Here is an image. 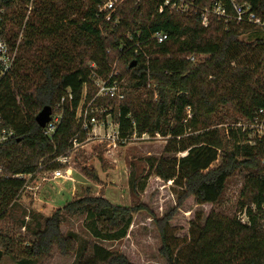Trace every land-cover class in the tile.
<instances>
[{"label": "trees", "instance_id": "obj_1", "mask_svg": "<svg viewBox=\"0 0 264 264\" xmlns=\"http://www.w3.org/2000/svg\"><path fill=\"white\" fill-rule=\"evenodd\" d=\"M16 1L22 6V13L20 16L12 13L14 17L3 35L10 47H14L20 33L26 10L23 6L32 2L33 10L31 20L24 28L11 76L0 89V113L16 135L0 145V223L7 217L12 218L17 196L25 187V179L14 176L35 175L40 161L67 156L71 150V139L79 129L76 110L84 85L93 71L89 65H84L87 50H93L89 61L98 67L96 74H101L100 67L107 72L112 55H115L123 60L132 87L145 90L148 79L157 84L158 99L155 102L153 95L149 94L138 105L123 102L119 106L120 138L134 133L138 136H170L164 152L185 155L179 159L160 158L151 163V166L155 164V175L160 180L171 181L179 189L175 206L163 217L156 218L142 204L122 207L101 196L72 200L43 221L31 215L35 222L33 227L20 223L31 238L27 246L17 247V257L10 253L14 244L0 231V245L3 246L0 264L5 256L12 258L15 264H42L52 247H56L61 256L76 254L74 239L61 233L64 213L83 214V225L94 239L115 242L127 237L134 216L143 211L149 213L156 227L160 240L158 253L165 264H264L262 143L257 142L251 147L243 145L240 140L244 134L232 130L228 133L232 137L231 143H224L217 130L184 137L187 125H205L209 114L218 106L233 105L248 121L264 109V81L257 77L262 60L260 55L264 53V27H261L262 33L253 32L256 25L247 21L236 23L231 17L225 24L210 19L208 25L203 26L200 12L188 18L171 11V5L177 4L178 0H131L117 15L113 14L109 22L104 20V15L98 14L97 0L89 1L84 10V0H64L67 10L76 12L78 9L79 22H67L65 18L53 15L54 11L58 12L55 10L58 0ZM166 1H169L168 6ZM222 1L226 14L232 16L229 3ZM208 2L192 0L190 4L200 9ZM236 2L247 5L249 13L264 22V0ZM11 6L4 2L8 18ZM50 17H55L54 25H48ZM70 27L74 28L73 33L66 34ZM156 32L166 34L167 39L156 44L151 40V35ZM244 32H249L245 42L239 39ZM42 40H50L54 45L43 47ZM134 44L152 57L145 61L143 55H135ZM30 50L31 61L25 57ZM193 54L207 55L208 58L193 67L186 60L187 55ZM75 58L78 62L72 67ZM232 62L237 68L230 70ZM208 76H214L219 82L207 81ZM220 81L222 84L219 85ZM239 89L243 91L234 97L235 90ZM67 91L71 93V100L66 98ZM62 98H65L63 103ZM44 107H50L52 111L57 107L61 113V121L51 137L46 136L35 122ZM187 108L192 112L188 121ZM219 151L222 152L221 164L210 169ZM241 167L256 172L241 192L247 200L240 203V209L247 204L254 206V210L247 207L244 213L246 224L236 218H221L211 210L204 220L199 214L189 222L187 240L184 238L178 242L168 233L172 220L187 199L192 198L200 206L217 205L228 178ZM89 175L92 180L97 179L93 171ZM134 185L133 178H130L131 190ZM143 189L141 185L139 190ZM72 264L135 263L121 253L88 242Z\"/></svg>", "mask_w": 264, "mask_h": 264}, {"label": "rangeland", "instance_id": "obj_2", "mask_svg": "<svg viewBox=\"0 0 264 264\" xmlns=\"http://www.w3.org/2000/svg\"><path fill=\"white\" fill-rule=\"evenodd\" d=\"M128 1L130 2L131 0H117L115 15L124 8V5L128 3ZM181 1L184 0H178V2ZM88 2L89 1L84 0L82 10L88 7ZM187 2L188 5H186V8L188 9V15H184L188 18H193L196 12H200V15L203 13L205 15V24H202L203 26H207L210 19H215L217 23L225 24L227 22L226 19L223 22L221 21L223 18L213 14V9L211 8L213 0H209L208 3H203L200 9L190 4L192 0ZM180 4L181 3H179V5ZM55 5V10L58 12L56 13L54 11V16L63 17L67 22L70 20L79 22V16L76 15L78 9L76 12L67 10L64 8L66 5V1L64 0H58ZM11 7L13 8L11 13L9 12L10 18L7 17L8 27L11 18L16 15L20 16L22 13L20 8L22 6L17 2ZM23 7L26 10L24 12L25 17L22 18L21 28L25 26V22V27H27V22L31 20L30 12L33 10L32 2ZM28 8H31L29 15H27ZM54 19L55 17H50L47 20L48 25H54ZM60 24L61 22L58 21V25ZM261 27L262 26H256L252 31L262 33ZM73 29L74 28L70 27L69 32L66 34H72ZM62 33L63 32L59 33V35ZM248 35L249 32H244L239 39L245 42ZM128 36L129 35H126V37ZM40 44L43 47H51L54 45V42L42 40ZM87 52L88 56L84 58V65H89L90 67L92 62L89 61V57L90 54L93 53V50H87ZM30 55L31 50L25 56L29 61L33 59ZM143 57L145 61H148L152 56L147 55L145 52ZM207 58V55L193 54L187 55L186 60L193 67H196L207 60ZM260 58H262V60L260 68L257 71V77L259 81L262 82L264 81V53L260 55ZM77 62L78 59L76 60L75 58L74 64L71 63L72 67L75 66ZM97 68L98 67L95 66V69ZM229 68L230 70L237 68L236 63L232 62ZM125 71L126 68L123 60L118 56L112 55V60L109 62L107 72L100 67L99 72L101 74L93 76L92 72L90 73L84 89L89 99H95L92 110L97 112L92 114L88 122H86V129L83 127L82 121L76 119L79 129L73 138H76L77 143L76 146L74 148L72 146L71 150L66 154L67 156L70 154L67 157V163L62 164V162L56 159H43L39 163L38 172L32 175L30 179H25V187L19 192L12 210V218L7 217L0 223L1 233L7 236L14 244L12 248L13 251L10 252L12 256L17 257V247L27 246V241L31 238L25 229L20 226L21 222H23L24 225L29 224L33 227L35 222L31 219V215L43 221L45 217H49L55 210L61 209L66 203L72 200L86 196H101L110 203L122 207L132 208L142 204L146 206L150 213L156 218L163 217L175 206L179 189L172 185L171 181L165 182L160 180L155 175V164L151 166V163H155L160 158L179 159L185 155V153L166 154L164 152L165 146L171 137L157 134L154 136L145 134L138 136L134 133L122 139L118 134L115 142L112 139L114 138L112 135L117 130L115 124H118L120 105L124 103L138 105V103L146 99L149 94L153 95V102L158 99V93L156 91L157 84L154 80L148 79L145 90H138L132 87L131 77L129 74L125 73ZM206 80L209 82H219L214 76H208ZM108 82L117 85L118 90L125 97L123 101L110 100L106 97L103 98L99 96L98 84L102 85ZM220 84H222L221 81L219 85ZM242 91V89L235 90L234 97L239 96ZM101 109L107 110L109 113H101ZM185 111L186 121H188L192 117V112L188 108ZM100 116L102 118H100ZM57 117H61V113H59L58 108L55 107L52 111V118L56 119ZM186 121H184V123ZM110 122L112 124V126H110L111 132H105L104 127L108 129ZM94 123L95 125L99 123L101 125L94 128ZM248 123L249 121L243 118L233 105H222L218 106L213 113L209 114L205 125L198 124L193 127L187 125L185 127L186 133L184 137L194 136L204 131L217 130L219 135L223 137L224 143H231L232 137H230L228 133L232 130L234 132L240 131L244 134V138L240 140L241 144L250 147L256 146L257 141L254 139V133H249L245 130ZM112 127H115L114 132H112ZM179 139L180 138L177 140ZM221 157L222 152L219 151L218 158L210 169H214L221 164ZM240 161H242V159H240ZM261 164H263V157ZM58 169H69V175H64V178L61 179H53L52 172ZM91 171H93L97 177L95 181L89 177ZM255 173V171L246 167H241L236 170L228 178L221 200L215 206H200L197 205L192 198L187 199L172 220L168 233L178 239V242L182 241V239L188 237L189 222L199 214H201L204 220L211 210L215 211L221 218H236L239 219L242 224H246L247 218L244 213L247 207L254 210V206L247 204L248 206L240 209V203H246L247 200L242 197L241 192L243 187L252 179V175H256ZM261 174L263 173H260V175ZM130 178H133L135 183L133 190L129 187ZM141 185L144 186L143 191L139 190ZM262 210L264 212V206ZM84 217L83 214L79 213L72 215L64 213L61 222L60 228L62 235L70 236L76 242V254L61 256L57 248L52 247L49 255L43 259L42 264H72L74 261L76 262L78 260L88 242L97 243L111 252L121 253L135 264H165V261L158 253L160 240L156 227L148 212L143 211L135 215L127 237L121 241L115 242L94 239L83 225ZM261 223L264 225V220H261ZM185 240H187V238H185ZM20 241H23V244H21ZM1 246L2 245H0V249ZM2 263L15 264L12 258L8 256L3 258Z\"/></svg>", "mask_w": 264, "mask_h": 264}, {"label": "built area", "instance_id": "obj_3", "mask_svg": "<svg viewBox=\"0 0 264 264\" xmlns=\"http://www.w3.org/2000/svg\"><path fill=\"white\" fill-rule=\"evenodd\" d=\"M7 1L10 3V5H13L16 3V0H0V89L3 86V84L8 80V78L11 76V72L15 66L18 53H19V46L20 41L23 39L24 34V28L20 29L19 36L17 38V41L15 42L14 47H10L4 38V32L8 29V19L6 13V10L4 8V2ZM91 1V0H87ZM93 1V0H92ZM229 3L230 9L232 11V16H229L226 14V9L224 7L222 0H213L211 8L213 9V14L221 17L223 19L228 20L229 17L231 19L235 20L236 23H242L244 21L250 22L253 25L256 26H262L264 27V22H261L258 18H255L253 15L249 13V7L247 5H240L236 2V0H227ZM116 3L117 0H97V12L99 15H104L105 21L111 20V15L116 12ZM179 3H181L179 5ZM188 2L186 0L178 2L177 4H172L170 9L171 11L180 12L182 14H187L188 9L186 8V5ZM165 5H169V1L165 2ZM31 8L27 9V15H29ZM161 12V10H160ZM26 15V16H27ZM201 19L202 24H205V15L201 13ZM167 39V35L161 32H156L153 35H151V40H153L156 44H161ZM123 48V47H122ZM134 54L135 55H143L145 54L144 50L139 47L138 44H134ZM90 68L94 71H92V75L96 76L95 72V65L91 64ZM86 85V84H85ZM84 85V86H85ZM98 93L101 97H106L110 100H117V101H123L124 95L118 90V87L115 83H104L102 85L98 84ZM66 98L68 100H71V93L70 91H67ZM65 98L61 99V103ZM95 99H89L87 97L86 90L83 88V96L82 99L78 105V108L76 110L75 117L78 121H82L83 127L86 129V122H88V119L90 116L97 111H93L92 108L94 106ZM101 113H109L107 110H100ZM61 121V117H57L56 119H53L52 116L50 118L49 123L46 124V126L42 129L43 133L51 137V135L55 132L57 125H59ZM108 124V122H107ZM101 124H93V127H98ZM109 127L112 126L111 122L108 125ZM117 130L112 135V138L115 142L116 136H118V124H115ZM247 132H253L254 133V139L257 142L262 143V149H263V164H264V109H260L258 113L255 115V117L249 121L248 126L245 128ZM115 135V136H114ZM15 132L13 129L9 128L4 119L3 116L0 113V145H3L10 140L15 138ZM73 148L76 146L77 140L76 138H73L72 141ZM68 156H61L57 158L56 160L59 162H62V164L67 163ZM53 179H61L64 178V175H69V169H58L52 172ZM32 175L28 176H22V175H16L14 178H20V179H30Z\"/></svg>", "mask_w": 264, "mask_h": 264}, {"label": "water", "instance_id": "obj_4", "mask_svg": "<svg viewBox=\"0 0 264 264\" xmlns=\"http://www.w3.org/2000/svg\"><path fill=\"white\" fill-rule=\"evenodd\" d=\"M52 115V109L50 107H44L35 117L36 124L43 129L47 123H49Z\"/></svg>", "mask_w": 264, "mask_h": 264}, {"label": "crops", "instance_id": "obj_5", "mask_svg": "<svg viewBox=\"0 0 264 264\" xmlns=\"http://www.w3.org/2000/svg\"><path fill=\"white\" fill-rule=\"evenodd\" d=\"M112 129H113L112 132H114V131H115V127H112ZM104 131H105V132H109V131L111 132V127H109L108 129H106V127H104ZM69 155H70V154H68V156H69ZM70 174L72 175L71 172H70ZM72 179H73V178H72ZM39 211H40V210H39ZM39 211H38V212H39Z\"/></svg>", "mask_w": 264, "mask_h": 264}]
</instances>
